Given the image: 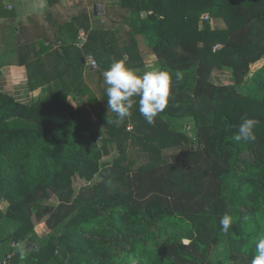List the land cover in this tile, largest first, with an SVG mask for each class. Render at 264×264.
<instances>
[{
    "label": "trees",
    "instance_id": "obj_1",
    "mask_svg": "<svg viewBox=\"0 0 264 264\" xmlns=\"http://www.w3.org/2000/svg\"><path fill=\"white\" fill-rule=\"evenodd\" d=\"M119 10L172 77L167 107L149 124L133 97L132 114L108 123L103 71L113 60L144 66L115 20L73 17L81 48L31 56L20 41L29 88H48L30 102L0 92V242L35 240L46 223L47 237L11 251L12 264H251L264 237V0H121ZM86 56L103 84L96 119L81 99L93 96ZM245 118L256 140L237 142ZM189 120L192 137L175 128Z\"/></svg>",
    "mask_w": 264,
    "mask_h": 264
},
{
    "label": "crops",
    "instance_id": "obj_2",
    "mask_svg": "<svg viewBox=\"0 0 264 264\" xmlns=\"http://www.w3.org/2000/svg\"><path fill=\"white\" fill-rule=\"evenodd\" d=\"M94 4L103 5L102 15L93 14ZM120 4L121 0H50V2L49 0H0V92L21 102H30L43 96L47 92L46 85L33 90L29 88L26 64H21L19 61L18 43L28 41L31 56L37 52L50 51L61 43L74 46L77 33L82 29L75 33L76 25L71 19L82 12L88 13L90 21L96 18V22L101 24L105 22L108 25L112 20L117 21L115 31L120 37V42L133 35L134 41L131 44L133 48L138 49L144 61L143 67L133 70L141 74L145 70H150L156 65L157 58L144 36L132 28L133 25H137V22L133 21L135 19L133 15H130L126 21L119 19L118 16L122 12L119 10ZM141 15H145V12ZM222 24V21L218 23V25ZM218 25L216 26L219 27ZM67 51L69 56H73L76 52L73 48H68ZM28 54L27 51L22 53L24 56ZM89 59V56L84 58V80L95 98L90 96L87 99L85 95L81 96V99L86 101L85 105L91 112L92 118L96 119L106 108L102 106L105 105L103 101L100 102L102 81L99 82ZM67 99L75 103L71 95ZM6 205L7 202L3 200L0 207L4 208ZM49 232L48 227L41 223L34 228L37 242L36 239L30 241L28 238L13 241L11 244L0 242V257L7 251L15 252L23 247L30 249L39 246Z\"/></svg>",
    "mask_w": 264,
    "mask_h": 264
},
{
    "label": "clouds",
    "instance_id": "obj_3",
    "mask_svg": "<svg viewBox=\"0 0 264 264\" xmlns=\"http://www.w3.org/2000/svg\"><path fill=\"white\" fill-rule=\"evenodd\" d=\"M102 75L107 86L105 94L108 111L115 117L113 120H108V123H115L119 126L132 114L131 109L135 102L133 97L139 98V113L149 124L153 123L155 117L167 107L172 77L166 69L158 65L141 74L129 68L125 61L113 60ZM256 124L257 121L254 118L243 119L233 139L237 142L255 141ZM219 223L221 230L227 233L232 226V219L225 214ZM251 264H264V237H258L255 242Z\"/></svg>",
    "mask_w": 264,
    "mask_h": 264
},
{
    "label": "built area",
    "instance_id": "obj_4",
    "mask_svg": "<svg viewBox=\"0 0 264 264\" xmlns=\"http://www.w3.org/2000/svg\"><path fill=\"white\" fill-rule=\"evenodd\" d=\"M204 18H207V16H203ZM87 39V33L84 30H79L77 33V37L75 40V45L79 48L83 46ZM90 58V57H89ZM91 59V58H90ZM92 61V62H91ZM91 65H95L94 61L91 59L90 60ZM11 258H12V253H6L4 256L0 257V264H12L11 263Z\"/></svg>",
    "mask_w": 264,
    "mask_h": 264
},
{
    "label": "rangeland",
    "instance_id": "obj_5",
    "mask_svg": "<svg viewBox=\"0 0 264 264\" xmlns=\"http://www.w3.org/2000/svg\"><path fill=\"white\" fill-rule=\"evenodd\" d=\"M218 23H220V21H218V20H211V24H212V26L213 27H217L216 25H218ZM223 25V24H222ZM222 25H218L219 27H222ZM90 60L91 59H89V63H90ZM92 62V61H91ZM187 124V125H186ZM185 125H186V127H185ZM192 125V126H191ZM189 127H190V131H189ZM132 128V125H129V127H127V129H131ZM177 130H179V131H181L182 133H184V131H186V129H187V134L188 135H190V132L192 131V134H191V137L193 136V132H194V127H193V124H192V122H191V120H189L188 122H180V124L177 126V127H175ZM42 224H45L46 226H47V224L46 223H42ZM48 227V226H47ZM48 229H49V227H48ZM50 230V229H49ZM179 234H181L182 235V231L180 230L179 232H178ZM36 242H37V238H36V240H35ZM183 242H185V243H187L188 242V239L186 238V237H184L183 238Z\"/></svg>",
    "mask_w": 264,
    "mask_h": 264
},
{
    "label": "water",
    "instance_id": "obj_6",
    "mask_svg": "<svg viewBox=\"0 0 264 264\" xmlns=\"http://www.w3.org/2000/svg\"><path fill=\"white\" fill-rule=\"evenodd\" d=\"M93 14L95 16H100L103 14V5L102 4H94L93 5ZM84 61V59L82 60ZM96 66H92L91 68L94 69Z\"/></svg>",
    "mask_w": 264,
    "mask_h": 264
}]
</instances>
